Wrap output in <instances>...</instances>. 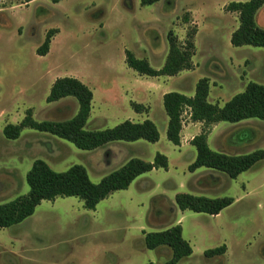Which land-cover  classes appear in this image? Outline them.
I'll list each match as a JSON object with an SVG mask.
<instances>
[{"label": "rangeland", "instance_id": "1", "mask_svg": "<svg viewBox=\"0 0 264 264\" xmlns=\"http://www.w3.org/2000/svg\"><path fill=\"white\" fill-rule=\"evenodd\" d=\"M170 1L147 7L140 0H37L15 7L10 4L22 1L3 3L8 8L0 14V205L30 192L26 176L35 160L45 161L56 172L81 165L95 184L131 159L153 163L158 153H166L170 161L168 170L143 174L128 190L113 193L94 211L75 197L43 201L22 223L0 228V264H167L171 249L148 250L144 233L175 225L182 226L183 237L193 248V255L179 264H264V160L237 179L206 168L193 176L186 164L193 163L195 147L179 151L167 135L157 144L114 142L83 151L32 129H25L18 141L8 140L3 133L6 125L21 121L28 110L37 122L75 117L79 110L75 98H66L61 105L47 103L52 81L64 77L81 80L94 93L89 131L114 128L127 120L140 123L125 91L143 94V86L162 85V81L130 69L126 50L161 69L169 52V31L184 43L188 32L196 30L195 25L186 24L188 6L204 13L193 59L199 67L173 78L168 87L193 96L198 81L213 72L205 66L213 57L231 72L223 88L213 91L212 100L216 96L221 104L231 100L244 91V83L264 85V49L231 45L234 23L220 7L235 0H173V6ZM259 21L264 25V7ZM51 29L59 33L48 55L39 56L37 51ZM161 111L165 112L163 104L154 100L148 120L163 129ZM254 122L257 138L238 152L241 155L264 150V120ZM214 140L212 149L220 144ZM177 156L183 157V164ZM179 193L232 198L234 203L217 216L181 211L175 201ZM223 245L230 250L226 257L204 255Z\"/></svg>", "mask_w": 264, "mask_h": 264}, {"label": "trees", "instance_id": "2", "mask_svg": "<svg viewBox=\"0 0 264 264\" xmlns=\"http://www.w3.org/2000/svg\"><path fill=\"white\" fill-rule=\"evenodd\" d=\"M28 4L33 0H21ZM160 0H140L143 7L152 6ZM173 6V0L170 1ZM264 7V0H248L246 2H231L226 11L237 13L239 27L233 32L231 44L233 47L252 46L264 49V28L257 22V15ZM189 19L186 18V23ZM58 29L48 31L43 45L38 49L39 56H47L51 43ZM197 30L187 34V40L181 43L176 33H168L169 52L165 65L161 69L153 68L148 60L138 59L126 50L127 66L145 77H174L185 70H192L195 55V35ZM210 80L202 78L196 86L195 95L188 97L177 92L164 95V109L169 117L167 130L168 140L175 146L181 145V131L183 115L190 111L193 122L203 123L204 128L196 136L192 145L197 150V159L189 167L190 172L205 167L225 173L231 179H237L241 174L252 169L258 162L264 160V150L241 156H231L213 151L208 144V136L212 126L220 123H239L249 119L264 120V85L249 83L245 90L234 96L223 107L208 101ZM73 97L79 104L75 117L67 121L37 122L33 118L32 110H28L25 118L19 124H8L4 128L7 139H18L24 129H32L41 133H48L83 151H94L114 142H137L140 140L157 143L160 132L151 120L142 123L124 121L114 128L89 131L86 129L92 112L94 99L93 91L81 80L73 77L58 78L49 93L47 103L58 102ZM136 113H147L148 108L142 104L131 102ZM169 161L165 155L157 154L153 163L140 159H132L119 170L105 176L100 183L91 181L87 170L81 165H74L66 172L54 171L45 161L35 160L26 176L30 192L15 200L0 205V228H10L33 216L37 207L43 201H55L57 198L75 197L83 201L87 210L94 211L98 204L117 191L128 190L131 184L141 175L153 170H168ZM176 205L181 211L206 213L211 216L219 215L230 207L232 198L210 199L179 193L175 198ZM145 245L148 250L168 247L172 251V258L167 264L179 262L193 254V248L183 237L181 225H175L165 231L144 233ZM227 252L223 245L213 250H207L205 256L212 258L222 256Z\"/></svg>", "mask_w": 264, "mask_h": 264}, {"label": "crops", "instance_id": "3", "mask_svg": "<svg viewBox=\"0 0 264 264\" xmlns=\"http://www.w3.org/2000/svg\"><path fill=\"white\" fill-rule=\"evenodd\" d=\"M6 1H17V0H0V3H1L0 4V14H3L7 10V8H8L7 7L8 4L7 5H5V4L3 5V3H5ZM36 1L37 0H33L32 2H30V3L26 4V5L29 6L31 3H34ZM246 1H248V0H235V1H230L228 3L222 4V6L220 7V10L224 11V14L227 15V16H229L232 19L233 23H234V25L232 27V30L230 31V41H231V37H232L233 32H235L238 29V27H239V18H238V14L237 13L227 12L226 11V7L231 2H246ZM168 4L170 5V2ZM21 5L23 6L25 4H22V3H19V4H17V3L10 4V6H12V7L21 6ZM262 9L259 11V13L257 15V22H258V24H259L260 27L264 28V25H262L260 23V21H259V17H260V14H261ZM187 13H189L190 17H187L189 19V21L186 24H189L190 23L192 25H195L196 26V30H197V33H196L195 39H194V42H195V54H196V49H197V47H196V39H197V36H198L199 32L201 31V20L204 17V13H203V11L201 9L200 10L194 9L191 6H188ZM200 17H202V18H200ZM203 24H205V23L203 22ZM212 28H214V27L212 26ZM178 38H179V40L181 42L182 41L181 38L179 36H178ZM244 47H246V46H244ZM237 48H242V47H237ZM193 59H194V57H193ZM230 63H231V67H234L235 66L232 58H231V62ZM244 63L250 65L249 61H245ZM193 65H194V67H193L192 70L182 71L177 76H174V77L162 76V77H166L167 78V79H162V80L159 77L154 78L158 82L162 81V85H160V84H153V83H150L148 85L146 84V86H143V87H146L145 92L143 94H141L138 91H136V92L129 91V90H126L125 91L126 94H129V96H130V99H129L130 102H135V103H138V104H142L145 107H146V105L148 106L147 107L148 108V112L145 115H143V113H141V114L136 113L133 110L134 113L137 116L141 117L140 123H142L145 120H147V119L150 118V116L152 114V104L154 103V100H156L158 102H161L163 104L164 95L167 94V93L174 92V89H172V87H168L167 83H170L173 78L180 77L181 75H183L186 72L195 71V69L197 67H199V64H196L194 62V60H193ZM206 65L209 66V67H211V69L213 70V72L210 71V77L208 78L210 80V93H209L208 101L211 104H214V105L217 104V105H219V107H223L230 100L223 101L224 103L221 104V103H219L217 101V100H220L219 96H216V98L213 99V100L211 99V97H212V93H213V91L215 89H222L223 88V83L222 82L225 83V81L229 78L231 71L223 64V62L220 61L219 58H216V57H213V58L207 60L206 63H205V66ZM241 66H242V63L241 64H238L239 69L241 68ZM238 76L240 77V73L239 72H238ZM149 78H151V77H149ZM241 79H243V78L241 77ZM56 80L57 79H55L54 81H52V83L50 85V90H51V88H52V86H53V84H54V82ZM139 81L140 80H138L137 82H139ZM243 81H244V79H243ZM136 84L138 86L142 87V85H140L139 83H136ZM247 85L248 84H246V83L242 84V86H243L242 88H246ZM196 86H197V84L195 85L194 89H192L193 90V96L195 95ZM134 94H136V96ZM193 96L192 95L191 96L189 95L188 97H193ZM64 100L65 99H62V100H60L58 102H54V103H60L58 105H61V103H65L66 102V101L64 102ZM93 101H94V99H93ZM163 107H164V104H163ZM58 111L64 112V113L65 112L66 113L69 112L68 109H61V108H58ZM92 113H93V108H92V112H91V116H90L89 120L92 117ZM24 117L22 116L21 121H18L15 124H19L20 122H22L23 119H24ZM161 119H162L163 126H164L163 129H161V128L158 127L156 121H153L157 125V127L159 129V132H160V140H159V142L164 137V135L165 136L167 135L168 124H169V117H168L166 111L165 112H162L161 111ZM257 120H259V119H257ZM254 121H255V119H249V120H245V121H242V122H239V123H229L228 124L227 122H220V123H217V124L213 125L212 126V129L210 131V134L208 136V144H209L210 148L212 149V147H211L212 140H214V139H215L214 141L220 140V144L219 145H216L215 149H212L213 151L218 152V153H223V154H226V155L229 154L231 156H241V154L238 153V152L241 149H243L247 143H249V142H251V141H253L254 139L257 138V132L258 131H257L256 128L252 127L253 126L252 124L255 123ZM11 124H13V123H11ZM182 125H183V127H182V131H181V145L180 146H176V148L179 149V151H181V149H183L184 147L193 146L192 145L193 139L196 136H198L199 134H201V132H202V130L204 128L203 123L193 122L191 120V114H190V111L189 110H186L185 113H184V115H183ZM20 137L18 139H16L15 141H18L20 139ZM8 140H10V139H8ZM140 141H144V140H140ZM127 143H134V142H127ZM179 153L181 154V152H179ZM164 154L167 155L166 153H164ZM177 157L178 158H176V160L179 162V164H183V163H180L182 161L183 157L182 156H177ZM167 158H169V156ZM196 159H197V150H196V153L194 155V160L192 162L194 163L196 161ZM168 161H170V158L168 159ZM193 163H191V164L190 163H187L186 164L188 166V169H189V167ZM203 168H205V167L199 168L196 171L191 172L190 174L193 175V176L194 175L196 176L197 174L201 173V172H198V171H201V169H203ZM206 169H208V168H206ZM158 170H163V169H158ZM212 170H214V169H212ZM197 181H200V180L198 179ZM229 252H230V250L227 247V252L224 255H222V256L223 257H226L229 254ZM204 255H205V253H204ZM217 257H219V256H217Z\"/></svg>", "mask_w": 264, "mask_h": 264}]
</instances>
